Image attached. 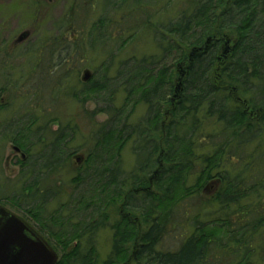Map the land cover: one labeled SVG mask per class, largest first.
<instances>
[{"label": "trees", "instance_id": "obj_1", "mask_svg": "<svg viewBox=\"0 0 264 264\" xmlns=\"http://www.w3.org/2000/svg\"><path fill=\"white\" fill-rule=\"evenodd\" d=\"M106 1L112 11L126 9L141 29H150L159 53L118 63L114 77L112 56L101 78L75 92L78 68L71 64L67 37L48 36L36 51V73L21 81L36 93V113L28 110L0 126V143L30 154L38 149L36 187L47 193L46 203L69 195L45 227L69 245L58 264H256L253 242L264 232V0H185L167 21L161 16L168 8L164 0ZM71 10L77 11L75 4ZM98 30L94 25V41ZM75 44L96 48L91 37ZM63 97L82 105L97 101L103 108L92 115L109 117L93 127L88 151L81 146L69 153L81 134L77 125L49 129L56 120L49 118L51 109ZM141 106L145 112L135 119ZM6 108L0 104V114ZM81 148L86 153L79 154ZM127 149L135 159L129 171ZM60 154L74 156L73 162ZM65 169L74 175L71 193L58 178ZM85 185L88 198L79 192ZM26 189L20 183L15 195L0 196V204H18ZM200 194L204 213L190 216L186 205ZM179 223H190L194 232L175 250L162 248ZM107 228L112 247L103 259L96 241ZM71 241L76 243L70 247ZM261 250L264 263V240Z\"/></svg>", "mask_w": 264, "mask_h": 264}, {"label": "rangeland", "instance_id": "obj_2", "mask_svg": "<svg viewBox=\"0 0 264 264\" xmlns=\"http://www.w3.org/2000/svg\"><path fill=\"white\" fill-rule=\"evenodd\" d=\"M146 1L148 0H135L138 3ZM160 1L162 2L163 0ZM184 1L175 0L174 2H169L168 0H164L165 3L163 5L168 6V8L166 9L167 13H162L161 16L164 15L163 17L166 21L168 20V16H173L174 18ZM80 3L81 0H0V66L1 63L4 66V70L0 71V89L9 87L6 93L0 92V104L7 106L6 110L0 114V126L4 127L8 121L13 119L19 120L21 117L29 115L28 110L36 113V93H30L27 89L31 84L30 82L26 86L27 82L24 84L21 81H28V77L36 73L32 70V67L36 65V51L40 52L43 49L39 51L40 45H42V42L48 36H51V38L67 37L68 43L66 46L70 50L71 64H75V67L78 68L77 75L72 81V85L76 86L75 92L82 90V84L85 83L83 76L86 71L90 72L92 77L101 78L104 72L103 65L110 63L112 56L116 57L114 60L115 65L111 72L112 75L114 74V77L118 63L132 58L140 59L159 53L153 32L150 29H141L140 25L137 24V20H134V15H131V12L129 14L126 13V9L118 12L112 11V9H109L112 4L106 0H85L80 10H78ZM74 4L77 11L72 13L71 8ZM119 4L122 3L119 2ZM158 13L159 10H157ZM94 25H97L99 29L96 33V46H94L96 48L94 50L90 48H85L84 50L78 49L75 43L81 38L86 39L87 43L91 37V42L93 41L95 44L94 39H92ZM23 35L27 36L21 40ZM89 46H92V44ZM49 48L50 51H59L61 49V47L52 46ZM45 52L38 53V57L42 59L44 64L42 66L44 70L49 67V60L45 57ZM57 56L58 53L54 55V57ZM19 67L23 70L24 68H30L31 70H27L22 75L20 72L18 73ZM46 92L51 93L52 90L47 89ZM31 94H33L32 98ZM57 94H60V92ZM26 95H30V99H26ZM117 97L116 102L120 105L123 100L120 95H117ZM47 102L51 103V99L48 98ZM97 108H103L97 101L88 102L84 105L77 100L64 97L55 101L54 107L51 109L52 115L49 118L53 119L54 117L56 120L55 122H50L49 129L56 130L57 126H60L62 129L70 126L72 129L76 125L80 128V137L70 146L69 153H73L81 146L88 151V137L93 127L108 120L109 117L105 114L92 115V112L96 111ZM144 112L145 108L143 106L138 107L134 118L137 119ZM50 133L48 130L47 134ZM35 140V135H32L30 141ZM82 148L79 154L86 153ZM37 151L38 149L34 147L31 150V154H37ZM14 156V147L12 148L10 144L4 145L0 143V157L2 159L0 169L1 197L7 195L13 196L16 190L20 188L19 178H12L20 171L14 163L10 164ZM78 156L81 157L82 155ZM123 159L125 169L129 171L135 161L129 149L123 153ZM73 177L74 175L67 169L62 170L58 176L59 181H62V184L69 189V192L74 190L71 185ZM11 183H13V186L17 184V188H10ZM89 190V185H85L80 187L79 192L88 198L91 196ZM68 196L66 195L58 199L56 204L50 206V212L54 209L57 210L60 203L64 204L69 199ZM204 196L200 194L198 197L193 198V201L190 203L192 206L186 205L185 211L190 213V216L194 215L197 211H201V199L203 200ZM201 212L204 213V211ZM187 224L186 228L183 224L179 223L178 227L171 229L164 239L162 248L175 250L180 242L188 238L194 230L189 225L190 223ZM66 230L70 232L71 225ZM112 236L113 232L110 228L101 231L98 235L96 241L97 248L103 259L110 253ZM263 240L264 232L258 235L253 242L256 250L252 260L256 264H264L260 263L263 260V252L261 250ZM50 243L55 247L60 257L67 253L66 250L69 245H63L61 244L62 242L60 243L59 240H54V238L50 239ZM75 243L71 241L69 243L70 247Z\"/></svg>", "mask_w": 264, "mask_h": 264}, {"label": "flooded vegetation", "instance_id": "obj_3", "mask_svg": "<svg viewBox=\"0 0 264 264\" xmlns=\"http://www.w3.org/2000/svg\"><path fill=\"white\" fill-rule=\"evenodd\" d=\"M12 148H15V156L14 159L10 162L14 163L17 168L20 169L17 175L12 178H19V184H25L26 186V197H22V195H18V204L17 203H3L0 204V207H4L10 213L18 216L20 220L35 234L36 238L42 242L50 249H55V247L50 243V239L55 238L54 234L51 233L50 229H45L47 225L50 224L47 218H51L57 211L53 210L50 212V203H46L49 199L46 196L47 193L41 191L38 186L36 187V174H39L40 171L36 172V167L41 168L40 163H36V153L30 154L24 152L22 149L18 148V146L11 145ZM36 147V146H35ZM44 156V155H42ZM41 155L39 156V158ZM60 158L68 159V163L73 162L74 156L63 155L60 154ZM82 157V156H81ZM50 159L56 160L55 155H50ZM75 162L77 159H74ZM8 166V159L6 160ZM68 163L66 164L68 166ZM38 170V169H37ZM31 172V173H30ZM11 178V177H10ZM49 182V181H48ZM13 185V183H11ZM13 187L17 188V184ZM33 190V191H32ZM49 192L48 195H51ZM14 199V197H12ZM48 205V206H47ZM60 211V210H59ZM36 239V241H38Z\"/></svg>", "mask_w": 264, "mask_h": 264}, {"label": "water", "instance_id": "obj_4", "mask_svg": "<svg viewBox=\"0 0 264 264\" xmlns=\"http://www.w3.org/2000/svg\"><path fill=\"white\" fill-rule=\"evenodd\" d=\"M91 78L92 74L86 71L83 81L89 82ZM81 158L76 157L78 164ZM36 239L17 216L0 207V264H57L58 254Z\"/></svg>", "mask_w": 264, "mask_h": 264}]
</instances>
